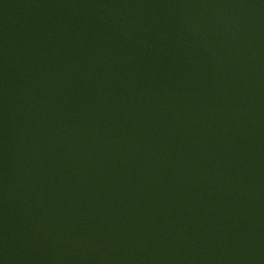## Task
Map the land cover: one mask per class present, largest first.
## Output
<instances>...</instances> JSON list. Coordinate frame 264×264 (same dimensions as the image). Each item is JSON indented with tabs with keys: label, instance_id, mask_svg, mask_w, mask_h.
I'll use <instances>...</instances> for the list:
<instances>
[{
	"label": "water",
	"instance_id": "water-1",
	"mask_svg": "<svg viewBox=\"0 0 264 264\" xmlns=\"http://www.w3.org/2000/svg\"><path fill=\"white\" fill-rule=\"evenodd\" d=\"M0 264H264V0H0Z\"/></svg>",
	"mask_w": 264,
	"mask_h": 264
}]
</instances>
